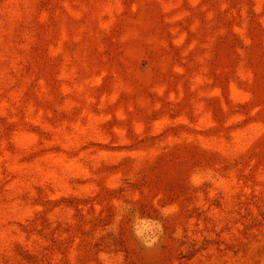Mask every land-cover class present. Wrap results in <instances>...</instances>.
I'll return each mask as SVG.
<instances>
[{
    "label": "rangeland",
    "instance_id": "rangeland-1",
    "mask_svg": "<svg viewBox=\"0 0 264 264\" xmlns=\"http://www.w3.org/2000/svg\"><path fill=\"white\" fill-rule=\"evenodd\" d=\"M0 264H264V0H0Z\"/></svg>",
    "mask_w": 264,
    "mask_h": 264
}]
</instances>
